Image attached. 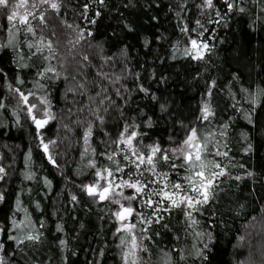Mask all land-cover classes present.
<instances>
[{"label": "trees", "instance_id": "1", "mask_svg": "<svg viewBox=\"0 0 264 264\" xmlns=\"http://www.w3.org/2000/svg\"><path fill=\"white\" fill-rule=\"evenodd\" d=\"M84 2L86 0H66L67 12L62 8L59 15L49 13L48 28L38 29L35 37L17 34L15 48L0 52V68L8 76L7 81L0 76V83L5 84L4 102L8 106L6 111L0 110V122L6 126L0 128V145L9 146L0 147V154H3L0 164L8 168L10 174L6 182L0 183V192L5 195V200L0 202V222L7 225L13 213L17 221L25 218L23 210L16 211L19 197L21 209H27L35 230L42 233L40 242H26L20 246L27 253L28 264H89L90 261L91 264H120V249L116 247L119 241L113 236L117 225L112 212L117 206L94 203L82 191L83 185L95 180L94 170L87 167L88 157L81 159L84 148L81 137L89 122L93 124L92 143L98 153L118 151L111 141L118 137L125 123L139 125L136 130L147 134L143 138L145 143L158 141L162 146H174L170 137L180 143L187 128L193 125L202 127L205 133L214 132L215 140L228 145L231 164L237 167H231L227 159H216L229 165L228 171L233 176H244L249 171L253 176L239 182L227 179L221 185L223 190L217 201L207 207L203 215L194 213L199 220L195 228L186 227L179 209L173 210L171 215L164 214L169 229L160 228V236L154 239L161 247L183 249L180 254L188 259L179 261L174 252V264H264V96L258 97L260 106L252 115L253 123L249 124L244 114L251 112V96L241 91L258 92L264 87L262 5L240 0L246 12L225 16L227 27L223 23L206 24L214 38L209 39V34L205 33L202 39L214 48L204 61H193L184 56L183 49L188 41L179 27L183 22L193 27L195 19H206L200 17V10L194 7L201 0H187V11L178 7L176 0H107V8L91 5L102 13L95 25L79 15L84 11ZM217 3L223 13L219 0ZM125 4L129 6L124 7ZM177 11L181 12L180 17L175 15ZM88 18H95L92 11L88 12ZM0 23L7 22L0 17ZM66 24H72L73 28ZM128 26L133 30L129 31ZM81 29L85 30V38L77 43ZM88 31L93 35L88 36ZM41 37L45 44L52 43L55 55L47 48L43 52L52 57L49 61L38 62L39 54L29 58L35 49H28L27 44H35ZM7 39L11 37L5 38L0 33V42H7ZM145 40L149 41L147 45ZM19 64H36V67L21 68ZM49 64L59 73V78L53 73L47 74L52 79L36 75L37 68L42 70ZM16 77L24 79L25 83L16 84ZM213 80L216 87L209 98L206 92ZM9 81L25 92L32 90L51 101L56 119L42 131L45 142H57L52 154L59 168L53 167L37 147L39 138L35 127L26 120L24 112L19 113L20 125H15L12 112L16 110V99L6 87ZM37 82L44 88H38ZM141 85L148 89L147 94L140 91ZM102 99L103 104L100 103ZM30 100L37 102L31 97ZM206 100L210 101L215 116L201 125L197 117ZM236 101L239 104L234 109L231 105ZM81 108L83 112L79 111ZM93 113L103 117V124ZM225 124L229 126L227 135L221 137ZM101 141H107L110 146ZM249 145L251 149L246 152ZM29 148L31 162L26 161ZM92 157L98 167L112 166L102 156ZM116 158L119 159V155ZM25 172L35 173V179H24ZM45 178L52 182L50 188L45 186ZM72 195L77 196L78 203L71 201ZM37 202L40 209L35 207ZM40 221L44 222L43 228ZM58 224L63 226V232L56 231ZM159 227L153 225V229ZM30 231L31 228L18 229L12 234L19 236ZM196 232L205 235L200 238ZM3 239L6 253H16L9 257V264H23L25 257L19 248L7 241L6 236ZM60 239L67 241V247L59 244ZM204 244L208 245L207 260L195 255ZM101 249L105 252L103 257L98 255Z\"/></svg>", "mask_w": 264, "mask_h": 264}, {"label": "snow or ice", "instance_id": "2", "mask_svg": "<svg viewBox=\"0 0 264 264\" xmlns=\"http://www.w3.org/2000/svg\"><path fill=\"white\" fill-rule=\"evenodd\" d=\"M244 2L247 3L249 0H244ZM250 2L262 5L261 11L264 12V0H250ZM176 3L182 10H188L187 0H176ZM93 4L99 5L100 9L107 8V0H86L82 5L84 11L79 15L87 20L89 24L95 25L96 18H99L102 13L100 9L92 8L91 5ZM219 4L224 8L223 13L218 7L217 0H201V3L194 4V7L200 10V17H206V19H195L193 27H189L187 22H183V26L179 27V31L187 37L188 41V45L183 49L185 57H190L193 61H204L206 55L210 56L214 48V45H210L207 40L202 39L205 33L209 34V39L214 38L212 31L205 25L223 23L227 27L224 22L225 16L233 12H246V9L240 6V0H219ZM128 6L129 4L124 5V7ZM156 6L159 7V4ZM62 8L67 12L66 0H0V17H3L7 22L6 24L0 23V33H3L5 38L11 37V39H7V42H0V52L10 47L15 48L17 34H30L35 37L38 29L43 31L48 28L51 19L49 13L59 15ZM169 10L172 11L171 6H169ZM89 11L94 13L95 18H88ZM213 13L215 19H213ZM175 15L180 17L181 12L177 11ZM260 18L257 17V19ZM153 19L155 20L156 17H153ZM66 26L73 28L72 24H66ZM128 28L129 31L133 30L130 26ZM84 31V29L80 30L77 43L79 39L85 38ZM87 35L92 36L93 33L88 31ZM148 43L149 41L145 40V45ZM27 48L35 49L29 58L39 54L38 62L49 61L52 58L43 55L44 48H47L53 56L55 55L51 41L45 44L43 37L35 44L28 43ZM20 59L22 60L23 57H20ZM84 59L87 60L88 57L85 56ZM19 67H36V64L31 66L19 64ZM48 73H53L55 78H59V73L51 64L42 67V70L37 68L36 71L39 78L52 79L53 77L47 76ZM0 76L4 77V80H8L7 73L2 68H0ZM15 83L23 85L25 80L16 77ZM4 87L5 84L0 83V110L6 111L8 108L4 102L6 97L2 94ZM6 87L16 99V110L12 112L15 117V125H20L19 113L24 112L26 120L30 121L31 125L35 127L36 137L39 138L37 147L43 151L53 167L59 168L60 166L52 154L57 142L55 140L45 142L42 131L47 128L51 121L56 119L51 110V101L47 96H37L32 90L25 92L20 87H15L11 81L7 82ZM37 87L43 89L44 85L37 82ZM80 87L83 88L84 85L81 84ZM215 87L216 82L213 80L206 92L207 97L210 98L213 95L212 89ZM69 91L73 90L69 89ZM140 91L145 94L148 93V89L142 85ZM241 91L251 96L249 101L252 105L251 112L245 113L244 116L248 123L252 124V115L255 113L256 108L260 106L257 100L258 97L264 96V87L259 88L258 92H251L249 89H241ZM116 92L117 95L120 94L119 89ZM30 97L37 102L30 100ZM153 99H155L154 96ZM100 103L103 104L104 100L102 99ZM237 104H239V101L231 106L235 109ZM161 107L164 106L161 105ZM69 111L71 112V109ZM79 111L83 112L84 109L81 108ZM104 111L107 112L108 109L105 108ZM93 114L96 115V113ZM214 116L215 112L210 105V101L206 100L197 120L201 125H204ZM96 119L100 124H103L104 119L102 116L96 115ZM78 123L83 124L84 122L78 121ZM148 126L151 127L150 120ZM3 127L6 126L0 122V128ZM138 127L139 125L125 123L118 137L111 141V144H114L118 151L111 153L101 151L98 153L97 148L92 143L93 124L89 122L85 126L81 137L84 145L81 159L89 154L92 156L99 155L106 158L110 165L114 167L108 165L98 167L96 160H88L87 167L94 170L95 180L91 184L83 185L82 191L94 203L107 202L117 206V209L112 212L114 223L117 225L113 231V236L119 241L116 247L120 249V264H174L172 258L174 252L178 254L179 261H186L188 257L180 254L183 249H177L174 246L170 249L161 247L159 242L154 239V237L160 236V228L169 229L164 214L171 215L173 210L179 209L185 217L186 227L195 228L199 224V220L194 216V213L203 215L205 209L217 201L220 191L223 190L221 185L226 183L227 179H234L239 182L252 177L253 173L249 171L244 176H233L228 171L229 165L222 164L220 160L216 159L217 157L224 158L229 160V164H231L232 158L229 157L230 149H228V145L226 143L221 145L220 141L215 140L214 132L205 133L202 127L195 125L188 127L185 137L180 143H175L174 139L170 137L169 140L172 141L174 146H162L158 141L151 144L145 143L143 138L147 134L138 132L136 130ZM228 127L227 124L223 125L224 131L220 132L221 137L227 135L226 130ZM101 143L110 146L107 141H101ZM0 147L8 148L9 146L3 144ZM221 148L228 150H221ZM250 149L251 146L249 145V148L245 151H250ZM118 155L119 159L116 158ZM2 159L3 154H0V160ZM31 160L32 150L29 148L26 161L31 162ZM28 166V163H26L25 167ZM231 167H237V165L231 164ZM239 167H244V165H239ZM9 175V169L0 164V183L6 182ZM23 176L26 180L35 179V173L32 172H25ZM51 183L47 178L44 179L45 186L50 188ZM154 185L155 187H153ZM125 189L130 190V194L126 195ZM4 200L5 195L0 192V202ZM71 201L78 203L77 196L72 195ZM133 202H136L135 206ZM21 203L22 201L18 197L16 199V211L23 210L26 214L24 219L17 221L15 213H13L7 225L0 222V264H9V257L16 254L15 252L6 253V241L3 237L6 236L7 241H12L16 248H19L20 253L25 257L23 264H28V258L24 248L20 246L26 242L41 241L42 233L35 230V225L27 214V209H21ZM35 207L40 209L39 202L36 203ZM141 208L143 211L140 210ZM141 225L143 227H139ZM153 225H159L160 227L153 229ZM40 227H44L43 221H40ZM83 227L84 225L81 224V228ZM25 228H31L32 231L19 236L12 234L18 229L23 230ZM56 231L63 232V226L58 224ZM150 231L151 234L149 235ZM195 235L202 238L205 234L196 232ZM176 239L179 240V236ZM145 241H149L152 246L150 247ZM59 244L67 247V241L64 239H60ZM207 249L208 245L204 244L203 249H198L195 255L198 258L207 260L205 254ZM98 255L103 257L105 255L104 250L101 249ZM191 255L192 253L189 252L188 256ZM154 256L155 259H153ZM89 264H91V261Z\"/></svg>", "mask_w": 264, "mask_h": 264}, {"label": "rangeland", "instance_id": "3", "mask_svg": "<svg viewBox=\"0 0 264 264\" xmlns=\"http://www.w3.org/2000/svg\"><path fill=\"white\" fill-rule=\"evenodd\" d=\"M87 157L89 160L90 159L94 160L91 154H89ZM129 193H130L129 190L125 189V194L128 195Z\"/></svg>", "mask_w": 264, "mask_h": 264}]
</instances>
